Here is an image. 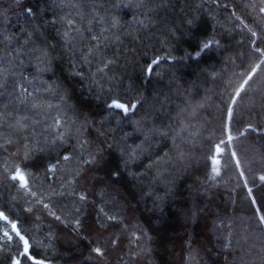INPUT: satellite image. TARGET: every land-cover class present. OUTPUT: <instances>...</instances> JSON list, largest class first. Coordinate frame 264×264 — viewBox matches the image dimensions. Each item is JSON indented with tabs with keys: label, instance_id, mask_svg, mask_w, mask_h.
<instances>
[{
	"label": "trees",
	"instance_id": "trees-1",
	"mask_svg": "<svg viewBox=\"0 0 264 264\" xmlns=\"http://www.w3.org/2000/svg\"><path fill=\"white\" fill-rule=\"evenodd\" d=\"M262 9L0 0V264H264Z\"/></svg>",
	"mask_w": 264,
	"mask_h": 264
},
{
	"label": "snow or ice",
	"instance_id": "snow-or-ice-1",
	"mask_svg": "<svg viewBox=\"0 0 264 264\" xmlns=\"http://www.w3.org/2000/svg\"><path fill=\"white\" fill-rule=\"evenodd\" d=\"M262 11H264V9H262ZM203 47L204 48H207V47H209V44L208 43H205L203 45ZM197 54H199V53H197ZM153 63H155V61H153ZM250 78L251 77H249V79ZM244 83L246 84L247 83V80ZM237 95H239V93H237ZM109 107H114L116 109H120L125 114H127L131 109H134L135 108V105L133 104L131 106H128L126 104H123V103H120V102L114 100L113 103L111 105H109ZM233 155H235V154H233ZM65 159H68V157L66 156ZM214 163L215 164H219V161L218 160L217 161H214ZM213 171L218 173V169H216V168H214ZM12 179L13 180H17L18 179L21 182L22 185L26 184L25 176H24L23 172H21L19 169L16 170V173H15L14 176H12ZM260 179L262 181H264V176H261ZM83 198L84 197H81V199H83ZM0 217H3V214L2 213H0ZM4 219H7V218L4 217ZM109 219H115V217H109ZM261 220H262V222H264V217H261ZM11 229H12V231L16 232L17 236L20 237V240L24 241V253L26 254L28 252V247H29L28 241L25 240L24 237L22 235H20V233L17 231L16 224L13 223L11 225ZM4 235L7 236L8 233L5 232ZM9 238H11V237H9ZM94 251L98 255H102V252H101V250L99 248L94 249ZM16 264H19V261H17ZM34 264H39V261L34 262Z\"/></svg>",
	"mask_w": 264,
	"mask_h": 264
},
{
	"label": "water",
	"instance_id": "water-1",
	"mask_svg": "<svg viewBox=\"0 0 264 264\" xmlns=\"http://www.w3.org/2000/svg\"><path fill=\"white\" fill-rule=\"evenodd\" d=\"M118 110H120V109H118ZM14 176V175H13ZM18 180V179H17ZM17 227V226H16ZM17 231L20 233V230L17 228ZM20 235H21V233H20Z\"/></svg>",
	"mask_w": 264,
	"mask_h": 264
}]
</instances>
